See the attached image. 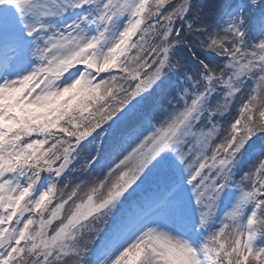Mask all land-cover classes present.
Here are the masks:
<instances>
[{
  "label": "snow or ice",
  "instance_id": "snow-or-ice-1",
  "mask_svg": "<svg viewBox=\"0 0 264 264\" xmlns=\"http://www.w3.org/2000/svg\"><path fill=\"white\" fill-rule=\"evenodd\" d=\"M0 264H264V0H0Z\"/></svg>",
  "mask_w": 264,
  "mask_h": 264
}]
</instances>
